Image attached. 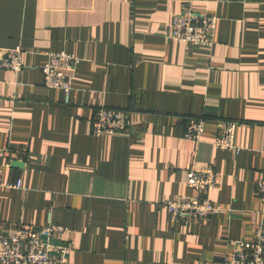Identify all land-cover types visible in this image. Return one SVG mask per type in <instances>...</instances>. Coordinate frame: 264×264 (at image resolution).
Masks as SVG:
<instances>
[{
  "label": "crops",
  "instance_id": "0c3cea01",
  "mask_svg": "<svg viewBox=\"0 0 264 264\" xmlns=\"http://www.w3.org/2000/svg\"><path fill=\"white\" fill-rule=\"evenodd\" d=\"M188 8L218 16L212 47L169 36ZM17 45L21 71L0 67V149L22 187H0L1 228L51 213L73 231L68 264H221L264 226V0H0V58ZM62 50L81 59L68 100L41 70ZM101 105L131 111L128 133L92 134ZM190 117L206 120L199 142ZM221 119L238 121L239 151L214 145ZM207 164L226 210L174 220L164 201L198 194L187 171Z\"/></svg>",
  "mask_w": 264,
  "mask_h": 264
},
{
  "label": "built area",
  "instance_id": "2783aa9c",
  "mask_svg": "<svg viewBox=\"0 0 264 264\" xmlns=\"http://www.w3.org/2000/svg\"><path fill=\"white\" fill-rule=\"evenodd\" d=\"M217 22L218 16L215 13L188 8L174 16L169 36L186 44L212 47ZM22 53L21 45L8 49L0 58V67L19 73L24 67ZM80 60L79 56L65 50L47 53V61L41 67L44 85L62 89L68 100ZM131 124V111L101 105L93 114L91 131L96 136L126 134ZM237 126L236 120H219L214 145L220 149L239 151L235 141ZM205 131L204 118H188L184 130L186 138L199 142ZM7 151V148L0 149V187H22L21 179L15 184L4 182L7 163L3 159ZM186 183L190 188L198 190V194L179 195L163 203L174 220L208 219L226 210L210 197L217 183V171L212 164L201 169L190 168ZM256 195L264 202V175L257 181ZM72 233L70 227L55 221L51 213L43 225H20L8 230L0 227V264H68L69 254L74 248ZM230 245L227 253L217 259L221 264H264L263 225L256 228L253 239H231Z\"/></svg>",
  "mask_w": 264,
  "mask_h": 264
},
{
  "label": "water",
  "instance_id": "95a60500",
  "mask_svg": "<svg viewBox=\"0 0 264 264\" xmlns=\"http://www.w3.org/2000/svg\"><path fill=\"white\" fill-rule=\"evenodd\" d=\"M25 163L26 162L24 160H21L19 158H15L11 162L12 166H14V167H23L25 165Z\"/></svg>",
  "mask_w": 264,
  "mask_h": 264
},
{
  "label": "rangeland",
  "instance_id": "374dc122",
  "mask_svg": "<svg viewBox=\"0 0 264 264\" xmlns=\"http://www.w3.org/2000/svg\"><path fill=\"white\" fill-rule=\"evenodd\" d=\"M187 121H188V119H187ZM187 123V122H186ZM208 165V164H207Z\"/></svg>",
  "mask_w": 264,
  "mask_h": 264
}]
</instances>
